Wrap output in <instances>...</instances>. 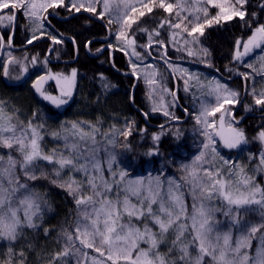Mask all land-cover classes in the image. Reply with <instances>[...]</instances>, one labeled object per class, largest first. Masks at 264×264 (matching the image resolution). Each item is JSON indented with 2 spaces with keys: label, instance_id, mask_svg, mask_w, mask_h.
Masks as SVG:
<instances>
[{
  "label": "snow or ice",
  "instance_id": "6c2138e0",
  "mask_svg": "<svg viewBox=\"0 0 264 264\" xmlns=\"http://www.w3.org/2000/svg\"><path fill=\"white\" fill-rule=\"evenodd\" d=\"M248 3L249 0H175L174 3L171 0H0V26L13 29L6 39L0 37V48L14 44V29L21 12L28 21L25 30L32 33L26 39L27 44L47 35L53 45H59L64 42L62 38L44 31L45 23L50 24L49 16L53 14L49 9L65 8L70 14L84 11L99 20H107L110 34L115 26L117 43H109L107 48L125 55L131 50V55L140 64L130 61V74L137 80H145L149 100L158 93H170L174 105L176 96L165 85L163 72L155 65L144 64L145 59L153 55L154 45L165 50L158 58L163 59L169 69L187 74L185 92L196 88L216 100L210 105L202 97H193L194 106L199 102L200 107L198 112H189V115L193 116L204 139L194 159L180 166L182 175L179 179H162L164 173L160 172L147 183L137 179L128 180L127 185L124 184L127 170H118L114 153L105 149L107 158L101 160L96 146V137L101 130L97 125L73 122L70 129L62 125L63 132H54L52 136L63 139L64 148L46 153L43 146L45 125L35 124L33 119L25 124L19 120L18 110L9 112L6 103L0 101V241L10 245L7 259L2 264H17V260L18 264H27L25 251L21 249L17 253L14 242L22 239L28 230L38 231L43 226L46 211L50 210L47 194L38 191L32 183L41 179L49 180L72 196L78 212L74 227L62 229L63 250L51 255L48 264H71L72 260L75 264H264V185L246 171L245 165L225 160L218 152L221 144L236 149L248 143L245 131L229 122V118L232 121L236 118L225 107L239 103L240 93L221 80H202L200 75L174 66L169 62L166 50L171 43L178 52L186 51L189 57H198L196 46L206 27L239 18L251 34L247 39H236L232 60L243 62L242 66L250 70L236 73L247 89L248 81L257 76L264 78V22L258 19L256 12L248 11ZM210 8L218 9L216 15H211ZM259 8L264 11V0ZM157 9L167 16L155 20L152 27L146 26V18L149 15L155 17ZM165 28L170 35L168 40L161 39ZM137 33L145 34L147 42L138 44ZM184 33H187L186 37ZM72 42L75 46V39ZM90 44L88 41L85 47ZM138 47L145 51H137ZM256 49H261L256 63L244 62ZM103 50L98 48L96 51ZM199 51L207 57V49ZM203 62L212 67L206 59ZM31 63H38L37 57H32ZM13 65L19 67L21 75L28 71L21 59L9 54L2 65L4 76H9ZM141 65H144L143 72H140ZM76 75V69L70 77L49 70L37 76L32 87L44 100L59 107L72 97ZM15 78L20 79V76ZM99 79L101 94H105L111 85L102 74ZM49 80L56 81L60 96L46 92L44 85ZM247 94L253 97L254 105L264 111V88L257 93L253 85ZM157 110V107L152 108V111ZM250 110L252 105H245V111ZM163 111L165 116L179 120L167 107ZM217 113L220 114L219 123ZM36 115L33 113V118ZM131 130L132 125H129L122 132L125 140ZM103 135L108 138V143L115 144L109 132ZM215 137H219V141ZM159 139L158 135H153L154 141ZM256 139L264 144V123ZM155 154L156 150L147 153ZM216 157L229 167L216 168L213 164ZM249 159L256 160V157ZM105 163L110 178L105 176ZM47 167L52 171L49 172ZM65 170L69 173L67 179L64 178ZM253 172H264V150L260 152L259 163ZM76 174H80L81 179H76ZM86 189L90 194H84ZM132 196L137 198L138 204L131 203ZM188 196L192 201L190 210L186 202ZM253 210L259 211L261 223L245 222V214ZM217 213L227 221L226 230ZM234 229L239 235L234 236ZM49 232L44 228L45 236ZM254 240L258 243L253 251ZM141 243L147 247H140ZM165 245L167 251L162 252L161 247Z\"/></svg>",
  "mask_w": 264,
  "mask_h": 264
},
{
  "label": "trees",
  "instance_id": "16d2710c",
  "mask_svg": "<svg viewBox=\"0 0 264 264\" xmlns=\"http://www.w3.org/2000/svg\"><path fill=\"white\" fill-rule=\"evenodd\" d=\"M261 2L262 0H249L247 9L249 12H256L258 19L264 22V11H261L259 8ZM210 10L212 11L213 8H210ZM49 12H53V14L49 16L50 24L45 23L46 32L62 38L63 44L53 45L54 47L50 55L48 53L51 50L52 42L48 39L47 35L42 36L32 44H27L26 39L30 38L29 32L25 30V25L21 23L19 14L14 29V44L11 47L5 44L3 48H0V52L2 51L0 56V92L4 93L3 96L5 95L9 100H14L15 103L18 102L24 109L29 106V109L27 108V114L29 115L26 117L25 122L33 119L35 124H44L46 129H50L45 133L53 132L56 128L58 129L57 125L63 119L72 117L81 118L79 115L73 116L77 108L91 111L96 119L94 123L101 130L97 134L96 139L101 160H106L107 158L105 149L114 153L119 168L127 170L126 180L154 178L160 172L164 173L162 179H166L167 177L179 179L182 175L180 166L190 163L194 159L204 138L199 134V126L196 125L193 116L189 117V111H185V109H191L192 112H197V102L194 106L191 93L188 96L183 95V89H180V85L177 82L179 78L171 69L170 72L175 77L174 81L167 74V71L161 64L162 59L158 58L163 50L158 49L154 45L151 49L153 55L147 57L144 62L152 63L159 71L163 72L167 78L165 85L170 92L176 93V98L179 91L177 103L175 102L173 105V97L169 100L171 101L169 110L176 117H179L181 121H174L171 118L167 120L161 114L151 111L147 93L142 90V81L138 80L136 83L134 76L130 74V61H137L131 55H125L124 52L118 50L110 51L108 48L111 54L105 52V55L103 53L97 57L89 54V52H92L91 54L97 53V48L101 46L106 47L109 43L113 44L114 39L112 34L109 33L106 27L107 20H99L91 13L84 11L70 14L65 8L49 9ZM164 16H167V13H163L162 10L157 9L155 17L149 15L146 18V26L152 27L155 20H159ZM113 32H115V26H113ZM250 34L242 25L239 18H235L232 21L213 24L211 27L205 28V34L200 37V44L196 46L199 52L198 57H189L186 51L178 52L176 47L171 43L167 45L166 49L169 59L182 61L180 62L181 64L177 65L183 66L184 64V67L187 65L189 67V69L187 68L188 70L202 74H216L224 83L240 93L239 103L243 97V101L240 104L237 103L235 106L225 105V107L230 109L236 118L235 121L229 118V122L245 131L248 143L235 150H225L221 146L218 147L221 157L227 159L233 157V161H235L236 156L238 157V153H241V155L247 153L248 156L245 155L246 161L249 160L250 156H255L257 159V154L261 147V143L256 139V136L258 131H260L261 124L264 123V111L255 106L253 97L247 94L251 90L249 81L247 82L248 88L246 89L245 82L236 74L237 72H245L248 69L242 66L243 62L232 60L236 39L241 37L247 39ZM8 35L9 33L6 29H0V37L6 39ZM108 35L109 40L104 42L103 40ZM184 36L186 37L187 33H184ZM137 37L138 44L147 42L145 34L137 33ZM73 39L76 41L75 46L72 42ZM161 39H170L166 28L163 30ZM88 41H91V44L85 47ZM201 48L207 49V57H204L203 52L199 51ZM137 51L143 53L145 50L138 47ZM260 51V49L255 50L254 54ZM9 54L21 60L25 58L23 56L30 55L36 56L39 59L41 58L42 61H46L47 71L50 70L53 73L68 74L71 69H76L75 88L69 104L62 111H59L44 103L43 100L35 95L30 82L41 74L38 69L29 71L25 78H21L19 67L13 65L10 70L11 73L14 69L13 75L9 74V76H20V79L17 82H10L9 84L4 79L2 68ZM46 56H48V59H46ZM253 56L246 57L244 62H250ZM205 59L212 67L207 66L203 62ZM110 60L112 61V66H110ZM226 69H234V71L230 72ZM101 74L111 85L105 94H101L99 79ZM46 88L49 92L55 93L52 83L47 84ZM195 96L198 97L197 95ZM245 105H252V110L245 111ZM118 112H122V116L118 117L117 122L113 126H110L111 124L108 125L104 118L112 113L114 115L118 114ZM33 113L37 114L35 118H33ZM219 115L217 113V123H219ZM100 116L104 121L102 124L99 119ZM19 120L22 121L20 118ZM171 121H174L173 124H170ZM14 122L16 121L14 120ZM129 125H132L131 135L125 140L122 132L127 130ZM168 127L177 128L179 136L177 137L169 133L171 130L166 132ZM113 128L115 131L110 132ZM105 132H109L111 138L115 140L114 145H111L106 140L101 141V135ZM153 135H158L160 137L159 141H154ZM215 138L217 139V137ZM217 141L219 140L217 139ZM125 144L128 145L127 148L124 147ZM59 145L60 143L58 142H50L49 138L43 140L46 152L57 149ZM152 150H156L157 154L147 155ZM4 151L6 152L7 150ZM42 163L46 165V162ZM250 168H252V164H247V169L249 170ZM47 170L49 172L52 171L51 167H47ZM104 171L106 178H110L106 163ZM68 175V171L65 170L64 177ZM255 178L258 183L261 182V174L257 177L255 176ZM32 183H34L38 191L47 194L46 198L51 207L44 215L43 226L38 231H26L22 239L14 242V247L17 253L21 249L25 251L27 264H48V258L51 255L63 250L62 229L74 227V221L78 212L74 199L64 189L53 185L47 179H41ZM84 194L88 195L90 192L86 189ZM121 195L123 196V193ZM257 216H260L259 211ZM257 216L245 214V222L250 224L254 221L257 222ZM140 227L142 228L143 225H140ZM44 228L50 230L47 236L44 234ZM9 247L10 245L7 241H0V264L7 259ZM165 247L167 249L166 245ZM71 264H75V260H72Z\"/></svg>",
  "mask_w": 264,
  "mask_h": 264
},
{
  "label": "rangeland",
  "instance_id": "374dc122",
  "mask_svg": "<svg viewBox=\"0 0 264 264\" xmlns=\"http://www.w3.org/2000/svg\"><path fill=\"white\" fill-rule=\"evenodd\" d=\"M171 2H175V0H171ZM210 10V9H209ZM218 12V9H215V8H213V10L211 11L210 10V13H211V15H213L214 16V14L215 13H217ZM20 21H21V23L23 24V25H26V24H28V21H27V19L23 16V13L21 12L20 13ZM0 29L1 30H4V29H6L7 31H8V33H9V35H10V33H11V31H12V28H10V27H5V26H0ZM47 29H46V27H45V29H44V31H46ZM29 32V36H31L32 35V33H31V31H28ZM112 37H113V44H116L117 42H116V38H115V35H114V32H113V34H112ZM256 50H258V49H256ZM261 50V49H260ZM129 51V55H131V50L129 49L128 50ZM1 54V53H0ZM261 54V51L260 52H258L257 54H254V56H253V58H252V60L250 61V62H253V63H256V57H258L259 55ZM131 57L134 59V60H136V58H135V56H132L131 55ZM24 62V64L27 66V69H28V71L26 72V73H24L23 75H21V78H25L27 75H28V73H29V71H33V70H35V69H38V71L41 73L40 75H43V74H45V72H47V65H46V63L44 62V61H42V59L40 58V59H38V63H36V64H32L31 63V60H27V62H25V61H23ZM135 63H137V64H140V62L139 61H136ZM144 64H152V63H147V62H144ZM174 66H177V67H180V68H184V69H189V67H187V66H182V65H177V64H173ZM257 67H259V64H257ZM187 69V70H188ZM246 69V68H245ZM72 70L73 69H71L70 70V72L68 73V74H63V75H66V76H71V73H72ZM172 70V72L179 78V81L177 80V82H178V84L180 85V89H183V95L184 96H188V94L189 93H191V95H192V97H194L195 95H197L198 97H202L205 101H207L210 105H214L215 103H216V100H215V98L214 97H209V96H207L205 93H202L201 91H199L198 89H196V88H193V89H191L189 92H185V79H187V74H184V75H181V74H179V73H175L174 72V70L173 69H171ZM144 71V65H141V67H140V72H143ZM247 71H250L249 69L247 70ZM13 72H14V69L12 70V72L10 73L11 75H13ZM188 72L189 73H195V74H198V75H200V77H201V79L202 80H204L205 78L207 79V80H213V79H216V80H221L219 77H217V75L216 74H202V73H199V72H195V71H191V70H188ZM53 73V72H52ZM54 74H57V73H54ZM60 74V73H59ZM40 75H38V76H40ZM37 77V76H36ZM36 77L30 82V84H31V86H32V84H33V81H35V79H36ZM4 79L7 81V82H9V84H10V82H17L18 81V79H16L14 76H4ZM139 80H141L142 81V83H143V86H142V90L143 91H145L146 93H148V85L146 84V82H145V80L144 79H139ZM76 81V80H75ZM166 81H167V78L164 76V83H166ZM222 81V80H221ZM223 82V81H222ZM49 83H52L53 85H54V88H55V93H51V92H49L48 90H47V88H46V85L47 84H49ZM224 83V82H223ZM250 84H251V87L254 85L255 86V88H256V91H257V93H259V91L262 89V88H264V78H262V77H255V80H250ZM230 87V86H229ZM33 88V87H32ZM74 88H75V84H74V86H72V93L74 92ZM230 88H233V87H230ZM44 89L46 90V92L47 93H49V94H51V95H54V96H60V92H59V89H58V86H57V84H56V81L55 80H49V81H47L46 83H45V85H44ZM33 91H34V93H35V95L38 97V98H40L41 100H43L45 103H47V104H49L50 106H52L54 109H56V110H59V111H62L64 108H65V106H67L68 104H69V102L71 101V99H72V97L70 98V99H68V103L67 104H63V105H61V106H59V107H57L55 104H53V103H51L50 101H47V100H44L43 99V97L39 94V93H37L36 92V90L33 88ZM173 92V91H172ZM4 94V93H3ZM3 94H2V92H0V101H3V102H5L6 103V106H7V111H9V112H12L13 110H18V117L21 119V120H24L25 118H26V116H27V110L29 109L28 107V109L26 108V109H24L23 107H22V105L21 104H19L17 107H16V104L18 103H15V101L14 100H9L8 99V97H6L5 95V98H4V96H3ZM161 95L163 96V100H161ZM172 98V95L170 94V93H158V94H156V96H155V98L153 99V100H149V104H150V109H151V111H152V108L153 107H157L159 110H157V111H152V112H157V113H159V114H161L165 119H167V120H169L170 119V117H168V116H165L164 115V111H163V109H164V107H167V109L169 110V107L171 106V105H169V104H171V101H169L170 99ZM177 98H179V91L177 92ZM13 99V98H12ZM25 99V98H24ZM212 100V101H211ZM237 105V104H236ZM226 106H233V105H226ZM235 106V105H234ZM199 107H200V105H199V102H197V112L199 111ZM174 109V108H173ZM170 111V110H169ZM192 112V110L190 109L189 110V112ZM171 113H172V111H170ZM95 113H97V114H100V113H98V112H95ZM75 115H79L81 118H76V117H72V118H67V119H63L62 121H61V123L59 124V125H57V127H58V129L56 128V130H54L53 132L51 131L50 133H45L47 130H50V129H46V128H44V140L45 139H47V138H49V140H50V142H58V143H60V145L59 146H57V148H59V149H63L64 148V141H63V139H60V140H57V139H54L53 138V136H52V133H54V132H63V129H62V125H66L69 129L71 128V125H72V123L73 122H88V123H91L92 125H96L95 123H94V121L96 120L95 118H94V116L92 115V112L91 111H87V110H84V109H82V108H77L75 111H74V114H73V116H75ZM89 115H90V118H89ZM122 116V112H118V114H109V116L107 117H105L104 119H106L105 120V122H107V124L108 125H110V126H113L114 125V123H116L117 122V120H118V117H121ZM189 117H191V115H189ZM99 118V117H98ZM100 121H101V124H102V122H104L103 121V119H101V116H100ZM85 126H87V125H85ZM103 127H105L104 125H103ZM115 128V127H114ZM169 130H171L169 133H171V134H173V135H175V136H177V128H172V127H168V130H166V132H168ZM113 132V131H112ZM165 133V132H164ZM96 139H97V137H96ZM217 139L219 140V137H217ZM103 140H106V141H108V138H106L103 134L101 135V141H103ZM89 144L91 143L90 141L88 142ZM260 143V142H259ZM97 145H98V143H97ZM96 145V146H97ZM112 145V144H111ZM223 149H225V150H228V148H225V147H223V145L221 144L220 145ZM242 146V145H241ZM239 148V147H238ZM238 148H236V149H238ZM229 150H235V149H229ZM262 150H264V144H261V147H260V150H259V152H258V154H257V159L256 160H248V161H246V159H245V155H247V153H244V155H241V153H238V157L236 156V159H235V161H233L232 159H233V157H230V159L228 158H224L223 157V159H225V160H229V161H231L232 163H234V164H241V165H245L246 166V171H248L249 172V174H252V175H255L256 177L258 176V175H260L261 174V182H259V184H261V185H264V172H253V169H255L256 168V166H257V164L259 163V154H260V152L262 151ZM47 153V152H46ZM248 156V155H247ZM215 161H213V164H214V166L216 167V168H222V169H227L229 166L228 165H224L223 164V160H221L219 157H216L215 159H214ZM247 164H249V165H251L252 164V168H250L249 170L247 169ZM118 170H121L120 168L118 169ZM65 179H67V177H64ZM150 178H153V177H149V178H147V179H145L144 181H145V183H147V181L150 179ZM76 179H81V176H80V174H76ZM234 179H235V177H234ZM129 180H131V179H129ZM127 182H128V180H126L125 179V181H124V184L125 185H127ZM88 191V190H87ZM86 195V194H85ZM113 196H115V194H113ZM73 198V197H72ZM123 199V196L121 195V200ZM130 201H131V203L132 204H138V200H137V198L135 197V196H132V197H130ZM186 202H187V204L189 205V210L191 209V203H192V201H191V197L190 196H188L187 197V200H186ZM214 202H216V201H214ZM216 203H218V202H216ZM247 214H252L253 216H257L258 215V210H253V211H250V212H248ZM217 218L220 220V221H222V227L226 230V228H227V221L225 220V218L223 217V215L222 214H220V213H217ZM257 219H258V221L256 222V221H254L253 223H251V224H259V223H261L262 221H261V217L260 216H257L256 217ZM125 219H127V217H125ZM233 232H234V236H237V235H239V232L237 231V230H233ZM258 243V241H253V251H254V249H255V246H256V244ZM140 247H142V248H146L147 247V245L146 244H143V243H141V245H140ZM89 251H91V250H89ZM161 251L162 252H166L167 251V249H166V247L165 246H162L161 247ZM93 255H97V254H95V253H92Z\"/></svg>",
  "mask_w": 264,
  "mask_h": 264
},
{
  "label": "bare ground",
  "instance_id": "6f19581e",
  "mask_svg": "<svg viewBox=\"0 0 264 264\" xmlns=\"http://www.w3.org/2000/svg\"><path fill=\"white\" fill-rule=\"evenodd\" d=\"M223 22V21H222ZM214 25H216V24H214ZM156 46V45H155ZM157 48H158V46H156ZM100 48H103L104 50L102 51V52H97V53H95V54H91L90 52H89V54L91 55V56H93V57H97V56H100V55H102L103 53H104V55H105V52H107L108 54L110 53L109 52V50L107 49V47H103V46H101ZM98 49V48H97ZM159 49V48H158ZM160 50H163V51H165L164 49H160ZM88 51V50H87ZM110 51H112V50H110ZM1 54H2V51L0 52ZM52 53V51L50 50L49 51V53H48V55H50ZM106 53V54H107ZM1 54H0V56H1ZM23 57H25V58H27V59H22V61H26L27 62V60H31V58L32 57H36V56H33V55H30V56H23ZM109 58H110V56H109ZM39 58L37 57V60H38ZM46 59H48V56H46ZM111 59V58H110ZM110 66H112V61L110 60ZM183 66H184V64H183ZM185 66H187V65H185ZM188 67V66H187ZM230 81H232V80H230ZM249 83H250V81H249ZM243 101V97L241 98V101H240V103ZM45 103V102H44ZM239 103V104H240ZM19 105V103H17L16 104V107ZM27 113H28V110H27ZM29 114H27V116H28ZM26 116V117H27ZM23 122H25L26 121V118H25V120H22ZM175 121V120H174ZM174 121H171L170 122V124H173V122ZM176 121H181V120H176ZM183 121V120H182ZM27 122H25V124H26ZM166 125H168V124H166Z\"/></svg>",
  "mask_w": 264,
  "mask_h": 264
},
{
  "label": "water",
  "instance_id": "95a60500",
  "mask_svg": "<svg viewBox=\"0 0 264 264\" xmlns=\"http://www.w3.org/2000/svg\"><path fill=\"white\" fill-rule=\"evenodd\" d=\"M6 10H4V12H5ZM108 38H109V35L103 40L104 42H107L108 41ZM19 49H21V48H19ZM52 50V49H51Z\"/></svg>",
  "mask_w": 264,
  "mask_h": 264
}]
</instances>
